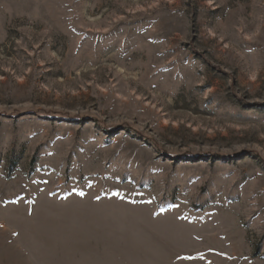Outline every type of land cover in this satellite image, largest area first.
Instances as JSON below:
<instances>
[{
    "label": "rangeland",
    "instance_id": "rangeland-1",
    "mask_svg": "<svg viewBox=\"0 0 264 264\" xmlns=\"http://www.w3.org/2000/svg\"><path fill=\"white\" fill-rule=\"evenodd\" d=\"M0 264H264V0H0Z\"/></svg>",
    "mask_w": 264,
    "mask_h": 264
}]
</instances>
